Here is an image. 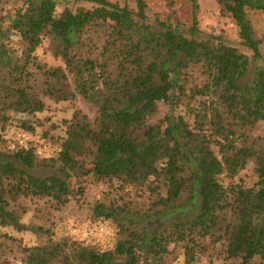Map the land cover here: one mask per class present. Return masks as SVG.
<instances>
[{
    "label": "trees",
    "instance_id": "16d2710c",
    "mask_svg": "<svg viewBox=\"0 0 264 264\" xmlns=\"http://www.w3.org/2000/svg\"><path fill=\"white\" fill-rule=\"evenodd\" d=\"M70 2L77 4L73 10H60ZM192 2L197 9V0ZM218 2L253 58H262L249 10L264 11V0ZM198 32L196 13L186 33L159 18L149 22L146 0H136L135 7L112 0L0 6V130L15 113L39 117L49 100L88 99L101 88L122 102L114 109L104 104L94 117L76 109L50 159L63 166L44 178L31 174L39 157L34 145L0 150L2 227L20 228L29 200L65 206L82 198L89 179L108 183L117 198L93 208L96 220L117 223L113 247L54 238L50 228L37 226L46 236L42 243L51 247L36 259L22 258L25 264H177L178 249L186 264H264V66L244 81L249 56L219 36L198 38ZM46 41L63 64L41 59L37 50ZM159 102L169 109L154 120ZM18 125L35 131L28 118ZM82 130L92 166L72 187L66 175ZM249 163L256 182L233 181ZM143 197L145 210L135 203ZM167 217L172 219L159 230L149 228L151 218ZM17 241L0 229V264H11L5 250Z\"/></svg>",
    "mask_w": 264,
    "mask_h": 264
},
{
    "label": "rangeland",
    "instance_id": "374dc122",
    "mask_svg": "<svg viewBox=\"0 0 264 264\" xmlns=\"http://www.w3.org/2000/svg\"><path fill=\"white\" fill-rule=\"evenodd\" d=\"M119 1L121 4H128L131 7L136 6V0H112ZM22 0H0V6L10 9L20 5ZM147 14L149 22L155 23L156 19L168 21L175 25H180L186 33L192 25L194 13L197 15L199 32L198 38H207L208 36H219L231 45L238 47L242 52L246 53L250 58L249 70L244 81L252 80L257 66H264V11L249 10V17L255 28L257 36L261 40V51L263 57L255 60L253 52L242 43L239 35V27L229 14L221 10L218 0H197V9L194 8L192 0H146ZM69 6L74 9L73 2L62 3L60 10L64 6ZM43 61L50 65L63 64L62 60L54 57L48 41L44 42L37 50ZM50 107L44 112H39L37 115L13 114L6 130H0L3 137H0V150H9L11 145H20L18 141V133L23 132L18 124L22 119L28 118L35 124V131L26 132L29 138L24 141V146L34 145L38 154V166L31 170V174L38 178H44L54 172L56 166H63L62 161L50 160L57 156L60 149L57 137L62 138L65 135L66 120H69L74 111L78 108L85 111L89 116L94 117L96 110L108 104L113 109L122 103L116 95L106 88L99 89L91 98L78 96L74 101L54 102L50 101ZM169 106L163 102H159V112L154 120L162 118L168 111ZM85 124V123H84ZM48 130L50 136L44 135V131ZM264 130L262 123L259 128V133ZM51 135L53 137H51ZM3 138V139H2ZM80 148L76 152V162H73L67 170V175L71 179L72 187L79 184L81 173L83 170L92 166V160L88 155V146L90 144L86 133L81 132ZM50 163V166L46 164ZM54 164V165H53ZM226 181L229 179L222 175ZM241 180L246 186H252L257 175L254 172L253 163L241 170L233 181ZM36 188L38 185H31ZM117 199L114 193L110 194V187L106 182H99L89 179L86 185V191L82 198H71L65 206H57L53 202H49L46 198H36L33 201H28V211L21 214L20 223L16 228L13 225L2 227L1 231L8 232L13 237L17 238V242H8L5 256L9 258L11 264H25L22 258L36 259L41 250L50 249L49 243L44 242L46 236L44 233L36 231L37 226L50 228L54 232V238L68 237L72 239L83 240L85 243L97 244L102 249L111 248L119 238V227L117 223L111 219L94 218L93 208L97 201H108L109 198ZM129 199L128 194L125 195ZM123 202V199H118ZM139 207L143 210L147 208L148 203L145 197L135 200ZM176 217V215L174 216ZM172 218L167 217L164 221H159L158 218L149 220V228L151 230H159L163 225L168 223ZM101 226L105 227V231H101ZM173 245H171L172 247ZM179 255L177 264H186L184 255L181 249H178ZM196 264H210L206 259L201 260Z\"/></svg>",
    "mask_w": 264,
    "mask_h": 264
},
{
    "label": "built area",
    "instance_id": "2783aa9c",
    "mask_svg": "<svg viewBox=\"0 0 264 264\" xmlns=\"http://www.w3.org/2000/svg\"><path fill=\"white\" fill-rule=\"evenodd\" d=\"M29 138V134L26 133V132H20L18 133V141L20 142V145H24V141L27 140ZM13 147H15L16 145L13 144L12 145ZM101 231H105V227L104 226H101Z\"/></svg>",
    "mask_w": 264,
    "mask_h": 264
}]
</instances>
